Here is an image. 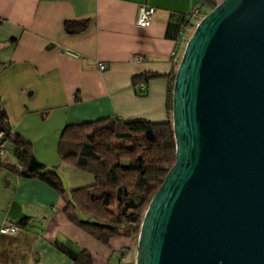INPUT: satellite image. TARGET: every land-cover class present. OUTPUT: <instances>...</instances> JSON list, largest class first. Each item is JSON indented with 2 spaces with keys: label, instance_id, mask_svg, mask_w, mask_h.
Segmentation results:
<instances>
[{
  "label": "crops",
  "instance_id": "1",
  "mask_svg": "<svg viewBox=\"0 0 264 264\" xmlns=\"http://www.w3.org/2000/svg\"><path fill=\"white\" fill-rule=\"evenodd\" d=\"M221 1L0 0L1 104L13 131L32 141L38 160L58 169L67 192L95 178L58 155L64 127L105 117L170 120V75L193 33L184 28L186 15L197 6L207 14ZM144 4L156 12L149 26L140 27L136 17ZM82 19H90L85 30L65 29L66 20ZM146 73L159 75L135 82ZM8 146L4 161L17 162ZM65 207L47 183L0 166V226L29 218L17 235L0 233V264H73L83 249L93 264H117L121 251L131 259L132 237L104 244L72 223Z\"/></svg>",
  "mask_w": 264,
  "mask_h": 264
},
{
  "label": "water",
  "instance_id": "2",
  "mask_svg": "<svg viewBox=\"0 0 264 264\" xmlns=\"http://www.w3.org/2000/svg\"><path fill=\"white\" fill-rule=\"evenodd\" d=\"M172 122L176 163L136 264H264V0H222L202 18L176 69Z\"/></svg>",
  "mask_w": 264,
  "mask_h": 264
},
{
  "label": "trees",
  "instance_id": "3",
  "mask_svg": "<svg viewBox=\"0 0 264 264\" xmlns=\"http://www.w3.org/2000/svg\"><path fill=\"white\" fill-rule=\"evenodd\" d=\"M89 25L90 19L64 23L65 29L72 33L81 32ZM175 74L176 70L170 75L168 90L170 114ZM158 75L146 73L134 80L138 83ZM0 126L8 130L3 139L11 144L17 158V162L10 163L0 155V166L53 187L66 200L67 218L107 245L114 237L134 235L135 226L142 222L153 195L177 159L172 116L161 122L105 117L67 124L58 141L61 159L73 161L76 167L95 178L93 183L67 192L58 169L38 160L32 141L13 131L1 98ZM121 141L130 145L118 143ZM28 222L26 217L18 224L23 228ZM73 264H93L92 254L83 249L73 255Z\"/></svg>",
  "mask_w": 264,
  "mask_h": 264
},
{
  "label": "built area",
  "instance_id": "4",
  "mask_svg": "<svg viewBox=\"0 0 264 264\" xmlns=\"http://www.w3.org/2000/svg\"><path fill=\"white\" fill-rule=\"evenodd\" d=\"M156 12V8L154 6L144 4L141 5L138 9L137 17H136V24L140 27H147L151 24L154 15ZM206 14L203 12V6L195 7L190 13L186 15V23L184 25L185 29H191L192 31L195 30L196 26L200 23L202 18ZM143 60L142 56H136L135 61L140 62ZM107 65L105 63H100L99 68L100 70L104 71L107 69ZM144 86V84H141ZM4 132L0 131V155L5 156L8 154V144L4 141ZM23 228L17 223H7L0 226V233L1 234H8V235H17L21 232ZM136 254L137 249L135 251V257L133 260H130L129 255L124 251H121L119 254V261L117 264H136Z\"/></svg>",
  "mask_w": 264,
  "mask_h": 264
},
{
  "label": "rangeland",
  "instance_id": "5",
  "mask_svg": "<svg viewBox=\"0 0 264 264\" xmlns=\"http://www.w3.org/2000/svg\"><path fill=\"white\" fill-rule=\"evenodd\" d=\"M184 40H186L185 39V37H184ZM185 46V43H183V47ZM181 58H182V55H180V61H181ZM171 116H172V112H171ZM40 128L41 129H44V126H41L40 125ZM118 143H122V144H126V145H130L129 143H127V142H123V141H121V142H118ZM8 148L10 149V146H8ZM33 148H34V146H33ZM58 155H59V153H58ZM60 156V155H59ZM61 158V157H60ZM63 160V159H62ZM142 223V222H141ZM141 223L139 222L135 227H136V229L134 230V235L132 236V238H133V244H131V242L128 244V247H131L132 245L134 246V250H136L137 249V246H138V237H139V233H140V228H141ZM130 255V254H129ZM135 255V252L133 253V255L131 254V259L130 260H133V257H135L134 256Z\"/></svg>",
  "mask_w": 264,
  "mask_h": 264
}]
</instances>
